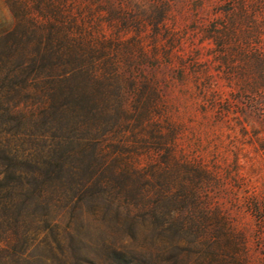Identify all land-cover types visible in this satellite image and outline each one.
I'll use <instances>...</instances> for the list:
<instances>
[{
	"label": "rangeland",
	"instance_id": "obj_1",
	"mask_svg": "<svg viewBox=\"0 0 264 264\" xmlns=\"http://www.w3.org/2000/svg\"><path fill=\"white\" fill-rule=\"evenodd\" d=\"M24 2L45 21L61 14L74 30L92 36L93 45L119 49L121 59L133 49L129 56L143 63L141 76L157 87L179 150L202 169L168 178L186 183L188 192L169 217L144 214L153 203L135 206L128 218L123 211L116 217L114 206L101 202L73 209L65 200L33 216L8 212L5 232L23 252L19 264H109L106 250L119 245L147 264H264V124L246 106L248 95L228 83L225 67L214 60L215 44L205 37L226 0H0V29ZM138 45L147 58L134 52ZM193 58L208 69L206 75L189 71ZM181 61L184 75L177 72ZM212 94L219 98L214 105ZM164 122L158 134L133 119L130 139H165L171 131ZM26 139L16 126L0 122V150L6 154L26 155L32 142H42ZM5 160L0 158V176ZM204 168L210 173L204 175ZM157 182L150 178L144 187L150 202L159 196ZM2 262L14 264L10 255Z\"/></svg>",
	"mask_w": 264,
	"mask_h": 264
},
{
	"label": "trees",
	"instance_id": "obj_2",
	"mask_svg": "<svg viewBox=\"0 0 264 264\" xmlns=\"http://www.w3.org/2000/svg\"><path fill=\"white\" fill-rule=\"evenodd\" d=\"M45 19L24 2L0 29V122L16 126L26 140H42L32 142L34 149L26 155L0 150L6 159L0 176V264L5 255L19 264L23 255L6 235L8 212L33 216L65 200L73 209L101 202L114 206L116 217L123 211L128 218L135 206L153 203L144 214L169 217L181 194H188L186 183L174 182L172 176L202 169L179 150L157 87L141 76L143 63L129 56L133 49L120 53L121 59L119 49L93 45L92 36L74 30L61 14ZM205 37L215 44L214 60L225 67L228 83L248 95L246 106L264 124V0H226ZM136 51L148 57L141 45ZM196 65L193 58L188 67L195 76L208 73ZM186 69L181 61L177 72L184 75ZM218 99L209 98L213 105ZM133 119L158 134L165 120L171 132L161 140H131ZM150 178L158 181L155 202L144 188ZM105 259L109 264H147L121 245L107 249Z\"/></svg>",
	"mask_w": 264,
	"mask_h": 264
}]
</instances>
